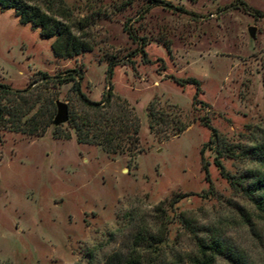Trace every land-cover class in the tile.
Returning <instances> with one entry per match:
<instances>
[{"label":"rangeland","instance_id":"1","mask_svg":"<svg viewBox=\"0 0 264 264\" xmlns=\"http://www.w3.org/2000/svg\"><path fill=\"white\" fill-rule=\"evenodd\" d=\"M64 1L74 21H90L93 45L69 60L0 9V84L22 92L1 100L0 264H195L198 241L213 238L242 264H264V218L233 185L264 173L263 160L244 155L264 145V0ZM71 70L90 100L111 87L129 102L140 154L79 144L67 123L44 130L52 103L82 109L73 84L56 80ZM190 79L200 83L197 106V87L177 83ZM153 101L176 106L190 128L168 141L153 133Z\"/></svg>","mask_w":264,"mask_h":264},{"label":"trees","instance_id":"2","mask_svg":"<svg viewBox=\"0 0 264 264\" xmlns=\"http://www.w3.org/2000/svg\"><path fill=\"white\" fill-rule=\"evenodd\" d=\"M0 9L2 11L12 10L22 24L29 25L34 30H39L43 39L53 40V54L59 60L73 59L93 50V45L85 36V30L89 27L90 21L88 19L74 21L72 13L64 0H0ZM129 32V35L136 39L132 32ZM148 44L145 39L141 40L139 53L144 60L148 59V54L145 52ZM115 66L114 63L110 64L107 75L109 80L112 78ZM39 76L40 80H49V75L46 73L40 72ZM56 78L60 86L73 84V92L82 106L80 112L76 109L70 112V120L67 123L75 131L79 144L100 146L112 156L128 155L133 158L142 152L140 147L141 122L129 102L116 97L111 87L103 95L101 101L90 100L82 91L81 80L84 77L78 70L68 71L66 76ZM177 83L179 85L191 84L196 86L197 93L194 97V105L201 104L199 101L200 83L198 80H178ZM19 93L22 92L14 91L9 86L0 84V118L6 116L5 107L1 105V100L9 95ZM48 111L45 123H43L45 131L54 125L53 118L56 111L54 103L50 105ZM148 117L151 131L160 135L165 141L182 135L191 126L183 120L182 114L176 106H171L166 110L158 106L156 101L150 104ZM202 125L213 132L210 143L215 144L218 136L216 130L206 120L203 121ZM61 127L63 125L55 127V130ZM68 138L70 139L71 136ZM244 153V155L255 156L264 161L263 144H256ZM218 155L223 157V151L218 152ZM217 166L221 169L223 175L228 176L220 162H217ZM234 179L236 182L233 185L240 187L258 213L264 218V173H250ZM197 245L198 254L194 258L195 264H216L220 257H227L234 263L242 264L240 256L236 252H232L222 240L216 238L203 239L198 241Z\"/></svg>","mask_w":264,"mask_h":264},{"label":"water","instance_id":"3","mask_svg":"<svg viewBox=\"0 0 264 264\" xmlns=\"http://www.w3.org/2000/svg\"><path fill=\"white\" fill-rule=\"evenodd\" d=\"M250 33L252 37H255V29L251 28ZM57 114L54 119L55 126H61L69 122L70 120V109L68 104L63 102H57Z\"/></svg>","mask_w":264,"mask_h":264}]
</instances>
